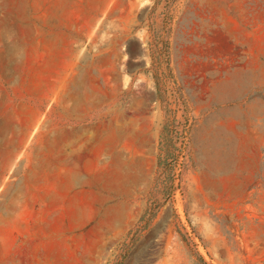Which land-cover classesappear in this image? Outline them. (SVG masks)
Here are the masks:
<instances>
[{
  "label": "rangeland",
  "instance_id": "374dc122",
  "mask_svg": "<svg viewBox=\"0 0 264 264\" xmlns=\"http://www.w3.org/2000/svg\"><path fill=\"white\" fill-rule=\"evenodd\" d=\"M132 153L136 224L76 241L54 186ZM0 264H264V0H0Z\"/></svg>",
  "mask_w": 264,
  "mask_h": 264
},
{
  "label": "crops",
  "instance_id": "0c3cea01",
  "mask_svg": "<svg viewBox=\"0 0 264 264\" xmlns=\"http://www.w3.org/2000/svg\"><path fill=\"white\" fill-rule=\"evenodd\" d=\"M147 134V130L142 133ZM137 159L135 153L130 154L124 161L128 172H114L111 177L103 171L100 160H84L70 168L65 186H54L53 214L66 230L75 232L73 239L81 241L92 229L99 230L103 226L127 231L136 224L133 201L151 185L149 173L143 178L140 172L134 171ZM96 165L98 170L93 168ZM40 207L28 214L37 222L45 215V209ZM22 215L26 213L23 211Z\"/></svg>",
  "mask_w": 264,
  "mask_h": 264
},
{
  "label": "trees",
  "instance_id": "16d2710c",
  "mask_svg": "<svg viewBox=\"0 0 264 264\" xmlns=\"http://www.w3.org/2000/svg\"><path fill=\"white\" fill-rule=\"evenodd\" d=\"M164 160L165 161L171 160L172 163H173V162H176L177 156L174 153L168 154L165 158H163L162 155H159L160 165L164 162Z\"/></svg>",
  "mask_w": 264,
  "mask_h": 264
}]
</instances>
